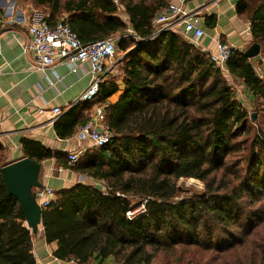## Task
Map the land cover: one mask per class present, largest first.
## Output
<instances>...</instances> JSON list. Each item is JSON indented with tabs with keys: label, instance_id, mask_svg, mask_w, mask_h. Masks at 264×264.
Segmentation results:
<instances>
[{
	"label": "trees",
	"instance_id": "16d2710c",
	"mask_svg": "<svg viewBox=\"0 0 264 264\" xmlns=\"http://www.w3.org/2000/svg\"><path fill=\"white\" fill-rule=\"evenodd\" d=\"M170 1L31 0L35 8L47 11L42 18L50 26L64 19L84 44L121 37L120 74L101 78L93 102L104 106L110 143L86 151L69 166L65 154H53L38 142H22L28 158L41 163L54 157L57 164L105 184L103 191L82 183L58 191L43 210L45 240L56 243L53 255L58 260L92 264L113 258L117 264H153L160 253L185 245L218 255L207 264H264V236L257 234L264 221V135L254 137L248 167L240 170L242 159L230 162L244 149L238 138L248 112L225 76L241 81L252 101L264 99V79L244 52L234 50L220 67L176 32L152 38L153 21ZM251 1L241 0L237 12L246 14L253 43L261 48L264 0H253V6ZM128 30L134 35L126 34ZM89 106L79 104L55 121L61 139L75 134ZM3 158L0 143V169L6 165ZM228 175L233 184L227 182ZM181 179L203 182L202 196L179 200ZM132 198L140 199L137 203L147 200L144 215L134 221L126 217L137 204ZM217 232L222 237L216 240ZM240 249L246 250L242 256L237 254ZM232 256L238 258L229 261ZM181 262L173 258L168 264ZM0 264H36L33 233L1 175Z\"/></svg>",
	"mask_w": 264,
	"mask_h": 264
},
{
	"label": "crops",
	"instance_id": "0c3cea01",
	"mask_svg": "<svg viewBox=\"0 0 264 264\" xmlns=\"http://www.w3.org/2000/svg\"><path fill=\"white\" fill-rule=\"evenodd\" d=\"M240 1L171 0L170 3L180 5L189 12L198 13L205 37L195 45L203 52L216 54L219 41L231 45L239 52H245L253 44L250 22L245 18V13L237 12V4ZM9 6L6 1L0 0V143L4 148L3 164L7 165L27 157L22 145L24 140L38 142L53 154H65L63 160L68 162L69 153L78 152L81 156L94 149L91 143L78 138L80 127L90 118L97 105L93 104L95 100L81 101L93 81V75L89 73L91 64H85L87 73L81 70L73 73L64 63H56L45 69H33L34 57L33 52L28 49L27 30L32 17L38 13H32L30 2L21 7L17 4L8 8ZM120 59L121 55L117 53L114 60L106 61L107 69L113 66L108 72L112 77H118L120 74ZM252 61L259 66L264 65L261 54L251 59ZM263 72L261 70L259 76ZM118 85L122 90L121 81H118ZM121 93L122 91H119L110 101H116ZM83 103L90 105L83 111V115L87 117L85 122L77 127L72 137L61 139L55 131V121ZM54 108H59L61 114L53 115ZM40 111L42 113H39ZM41 164L43 185H49L55 194L79 183L101 191L105 189L103 182L57 164L54 157ZM56 248L55 242H46L41 225L37 234H33L36 264H77L74 261L56 259L53 255ZM92 264L117 263L113 258H107L101 263L95 260Z\"/></svg>",
	"mask_w": 264,
	"mask_h": 264
},
{
	"label": "built area",
	"instance_id": "2783aa9c",
	"mask_svg": "<svg viewBox=\"0 0 264 264\" xmlns=\"http://www.w3.org/2000/svg\"><path fill=\"white\" fill-rule=\"evenodd\" d=\"M115 1L117 2V0ZM200 20L197 12H189L180 5L170 3L154 19L152 38H156L163 31L171 30L183 39L196 44L205 37ZM27 33L29 35L28 49L33 52L34 57L33 69H45L56 63H64L73 73H78L79 70L87 73L85 64H91L89 73L93 75V81L81 97V101L93 102L99 94L101 78L113 69V66L109 69L106 68V61L114 60L121 37L113 36L84 44L64 19L55 26H50L39 14L32 17ZM234 50L231 45L219 41L217 53L210 54V60L223 67ZM259 77L264 79V73ZM52 113L55 116L61 114L59 108H54ZM105 115L104 108L101 105H95L90 118L80 127L78 138L91 143L95 148L108 145L112 139V133L105 123ZM79 158L78 152L69 153L68 165L73 166ZM33 195L42 210L48 209L56 198L54 190L49 185L34 189ZM146 203L147 200L137 203L126 213L127 219L134 221L143 216L146 211Z\"/></svg>",
	"mask_w": 264,
	"mask_h": 264
},
{
	"label": "rangeland",
	"instance_id": "374dc122",
	"mask_svg": "<svg viewBox=\"0 0 264 264\" xmlns=\"http://www.w3.org/2000/svg\"><path fill=\"white\" fill-rule=\"evenodd\" d=\"M6 1L7 4H10V6H14V4H17L19 7L26 5L28 2L31 3V0H3ZM253 1V0H252ZM250 2V6H253L255 2ZM10 6L8 8H10ZM32 13L36 14L37 12L40 15V17H44L47 11H43L41 9H37L33 6L31 8ZM121 55L120 52H117ZM260 54L262 55V58H264V47H261ZM116 58V56H115ZM253 66L255 70L257 71V74L259 75L261 73V70L264 71V65L259 66L257 63L252 61ZM263 68V69H262ZM264 73V72H263ZM227 78L228 83L230 86L234 89L236 98L242 103L243 107L246 108L248 112V119L246 122V128L244 131H241V135L238 138L239 141L243 142V151L238 152L234 157L230 159V162L234 165L237 164L236 161H240L241 159L244 160L241 161L242 165L240 170H242L243 167H248V164H246V161L248 160V153L250 152V145L254 139V137L257 134H263L264 135V99H259L256 101H252L251 96L249 92L247 91L246 87L243 85V83L239 80H236L235 78H232L226 74L225 76ZM255 116V118H253ZM247 165V166H246ZM225 176V175H224ZM227 182L233 184L232 177L230 175ZM219 177H222L221 174H219ZM226 182V183H227ZM179 186L183 188V195L179 198V200L186 199V198H192L195 196H202L205 189V184L203 182H200L195 179H181L178 182ZM238 182H235V185H237ZM225 186V184H222V186ZM138 198H132L131 203L135 204L138 202ZM261 230V231H260ZM262 233V234H261ZM257 234L260 237L264 236V221L260 224ZM256 234V235H257ZM218 237H222L221 232L216 233L215 239L217 240ZM201 240H203L205 243L207 239L205 237H202ZM228 242V239L226 240ZM248 245V244H247ZM245 249L238 250L237 254L238 256H242L245 253ZM238 256H232L229 259V261L235 260L238 258ZM218 257L214 252L206 251L200 246H185V245H179L176 247L173 253L170 254H164L160 253L157 255L156 259L154 260L153 264H168L171 263L173 258H181L182 262L181 264H187V263H198V264H207L209 261H211L212 258ZM227 261L226 257H223Z\"/></svg>",
	"mask_w": 264,
	"mask_h": 264
},
{
	"label": "water",
	"instance_id": "95a60500",
	"mask_svg": "<svg viewBox=\"0 0 264 264\" xmlns=\"http://www.w3.org/2000/svg\"><path fill=\"white\" fill-rule=\"evenodd\" d=\"M129 33L134 35L126 31V34ZM260 51V45L253 43L244 52V56L251 60L258 57ZM0 175L8 193L18 200L27 227L36 235L42 225L43 210L38 206L33 190L43 186V165L26 157L2 167Z\"/></svg>",
	"mask_w": 264,
	"mask_h": 264
}]
</instances>
